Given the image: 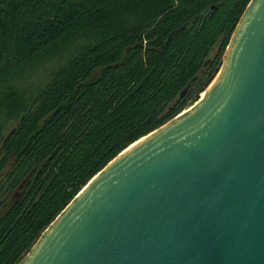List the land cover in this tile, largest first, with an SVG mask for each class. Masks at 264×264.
Wrapping results in <instances>:
<instances>
[{
  "label": "trees",
  "instance_id": "trees-1",
  "mask_svg": "<svg viewBox=\"0 0 264 264\" xmlns=\"http://www.w3.org/2000/svg\"><path fill=\"white\" fill-rule=\"evenodd\" d=\"M249 2L0 0V264H17L92 177L194 103ZM52 50L54 67L27 86L16 71Z\"/></svg>",
  "mask_w": 264,
  "mask_h": 264
},
{
  "label": "water",
  "instance_id": "water-1",
  "mask_svg": "<svg viewBox=\"0 0 264 264\" xmlns=\"http://www.w3.org/2000/svg\"><path fill=\"white\" fill-rule=\"evenodd\" d=\"M204 87L92 177L17 264H264V0Z\"/></svg>",
  "mask_w": 264,
  "mask_h": 264
},
{
  "label": "rangeland",
  "instance_id": "rangeland-1",
  "mask_svg": "<svg viewBox=\"0 0 264 264\" xmlns=\"http://www.w3.org/2000/svg\"><path fill=\"white\" fill-rule=\"evenodd\" d=\"M63 48H61V49H63ZM216 51L211 53L210 59L215 56ZM224 53H223V55H224ZM52 54H53V50L50 53H48L47 55H44L43 57L37 58L36 60H33V61L27 63L20 70L16 71V74L21 75L23 78L25 77L24 79L28 80V82L31 83V84L29 83L27 86H30V87L35 86L36 87L37 85H39L40 79L46 78L47 73H49L50 70L54 67V65L52 66L53 61H54V60H52V58L54 56H50ZM49 60H51V61H49ZM46 69L48 70V72H46L44 74L43 70H46ZM215 69H214L212 75L214 74ZM42 74H44V75H42ZM206 81L207 80H204L203 85L200 86V91L197 93L198 97H200V95L202 93L206 92L207 88L204 87V84L206 83Z\"/></svg>",
  "mask_w": 264,
  "mask_h": 264
},
{
  "label": "bare ground",
  "instance_id": "bare-ground-1",
  "mask_svg": "<svg viewBox=\"0 0 264 264\" xmlns=\"http://www.w3.org/2000/svg\"><path fill=\"white\" fill-rule=\"evenodd\" d=\"M205 95V92L200 95V98H203Z\"/></svg>",
  "mask_w": 264,
  "mask_h": 264
}]
</instances>
